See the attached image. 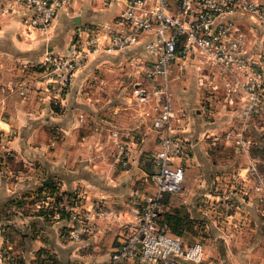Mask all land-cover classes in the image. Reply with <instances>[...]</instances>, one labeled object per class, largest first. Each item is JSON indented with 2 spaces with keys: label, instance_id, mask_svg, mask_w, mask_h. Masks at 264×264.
Returning <instances> with one entry per match:
<instances>
[{
  "label": "crops",
  "instance_id": "obj_1",
  "mask_svg": "<svg viewBox=\"0 0 264 264\" xmlns=\"http://www.w3.org/2000/svg\"><path fill=\"white\" fill-rule=\"evenodd\" d=\"M2 4L0 0V10ZM119 8L117 2L73 0L58 11L45 33L29 30L16 17L0 11V129L9 133L1 146L12 148L15 157L34 164L27 177H49L61 191L80 192L84 208L91 213L97 202L119 213L116 217H91L90 230L78 238L70 235L74 223L64 214L47 223L40 215L30 216L33 218L25 225L28 229L37 226L43 234L12 236L10 253L17 258L22 255L24 264H34L33 250L41 246L48 247L47 256L60 260L59 264L106 260L119 244L124 233L121 225L132 217L139 195L155 189L144 164L147 153L159 148L160 135L151 120L142 121L147 119L146 112H155L160 104L153 93L140 101L133 92L136 86H152L144 74L152 56L142 43L90 53L58 99L45 92L35 65L47 51L66 53L75 28L111 23ZM245 17L238 16L240 23ZM251 49L255 53V46ZM250 67L255 69L253 64L240 72L243 81H247ZM225 77L217 68L194 58H177L172 65L169 92L173 116L168 131L184 137L190 150L175 159L184 168L182 188L166 194L171 201H166L164 208L186 206L187 240L201 242L204 249V259L198 264H264V202L249 169L255 158L239 162L209 151L212 145L230 144L226 138L232 137V132L220 136L234 114H239L240 99L246 94L242 89L234 92L230 102L223 88ZM210 79L218 89L211 88ZM20 83L25 94L17 91ZM49 100L58 102L59 109ZM49 129H57L58 138L51 133L46 138L35 135ZM185 230L176 233L183 242Z\"/></svg>",
  "mask_w": 264,
  "mask_h": 264
},
{
  "label": "built area",
  "instance_id": "obj_2",
  "mask_svg": "<svg viewBox=\"0 0 264 264\" xmlns=\"http://www.w3.org/2000/svg\"><path fill=\"white\" fill-rule=\"evenodd\" d=\"M72 1L3 0L0 11L16 17L29 30L45 33L58 11L68 7ZM100 1L120 4L112 22L83 24L71 35L66 53L47 51L36 69L44 90L51 99H58L67 90L75 70L85 63L90 53L101 48L119 49L142 43L144 50L152 56L144 68L145 77L152 86H136L133 92L140 101H146L152 93L156 95L160 105L151 114V124L161 134L153 159L155 169L150 175L155 184L154 191L139 195L132 206V217L121 225L124 233L120 242L109 257L90 264H198L204 259L202 243L185 244L180 236L170 232L159 221L163 194L176 193L182 188L184 168L175 159L185 157L190 150V143L184 137L168 131L173 116L169 92L172 65L177 58L183 61L194 58L226 75L222 83L230 100L231 94L241 89L254 100L255 70L250 67L247 81L240 78V72L255 65V58L246 55V30L238 16L264 22V0ZM207 82L216 90L217 83L212 79ZM17 91L25 94L26 88L20 83ZM253 103L246 104L242 114L252 112ZM236 142L240 140L236 139ZM249 169L255 176L254 161H250ZM254 188L261 190L262 183L259 181ZM83 205L80 192L60 190L55 216L64 214L74 223L70 232L73 238L90 230L88 221L91 217L119 216L100 202L95 204L92 213Z\"/></svg>",
  "mask_w": 264,
  "mask_h": 264
},
{
  "label": "rangeland",
  "instance_id": "obj_3",
  "mask_svg": "<svg viewBox=\"0 0 264 264\" xmlns=\"http://www.w3.org/2000/svg\"><path fill=\"white\" fill-rule=\"evenodd\" d=\"M241 23L247 35L246 55L249 58L251 56L255 58V99L251 100L247 94H245V97H241L239 114H234L229 127L220 136L222 138L225 132H232L231 134L233 136L226 138L230 144L223 145L222 147H217V144L212 145L209 151L213 155L217 154L225 158H235L239 162H244L248 158H255V184L259 183V181L262 183V189L260 191L262 202H264V22L258 21L256 18L254 22L246 16ZM76 31L77 28L74 29L71 35ZM252 46H255V53L251 49ZM35 65L37 68L38 64ZM227 99L230 101L229 98ZM49 101L52 107L56 110L59 109L58 102L55 103L53 100ZM251 101L254 102L253 111L249 114H242L244 106ZM132 105L137 106L135 102H132ZM145 114L144 117L147 119L142 122H150L152 113ZM206 117L209 118L212 116L207 115ZM136 118H138L137 115ZM154 129L157 135L161 134V131L156 128ZM56 130H44L36 132L35 135L39 138H46L51 133L52 136L58 138L59 132ZM8 136L9 133L5 134L0 129V264H24L25 260L22 255L17 258V256L10 253L11 248H13L12 236L18 234H21V236L29 235L30 237H34L37 234L42 235L43 233L37 230V226L33 225L34 229H28L25 223L33 218L30 216L34 214L40 215L45 223H47L46 221H50V218L56 215L55 209H57L61 189L55 183V179L45 176H42L43 179H40L41 176L39 175L27 177L30 173L29 170H32L30 166L34 167V164L26 163L18 157H15V154H12V148L1 146ZM236 139L240 140V142H236ZM154 154L155 152L147 153L144 164L147 167L149 182H151L149 175L155 169L153 165ZM25 171L28 172L25 173ZM46 182L50 183V186H45ZM70 192L73 191L70 190ZM166 196H164L163 203L171 201ZM50 209L53 212L50 213ZM168 212H177L184 219L186 223L184 224L187 227L183 231V240L185 244H191L192 242L187 240L189 220L186 206L180 204L179 206L171 205L169 209L164 208L162 211L163 218L168 216ZM22 223L24 224L22 225ZM22 246L26 247L23 243ZM33 251L35 252L34 264H59L60 260L53 261L47 256L50 251L48 247L41 246L35 248Z\"/></svg>",
  "mask_w": 264,
  "mask_h": 264
},
{
  "label": "trees",
  "instance_id": "obj_4",
  "mask_svg": "<svg viewBox=\"0 0 264 264\" xmlns=\"http://www.w3.org/2000/svg\"><path fill=\"white\" fill-rule=\"evenodd\" d=\"M45 186H50V183L46 182ZM166 194H168V193L163 194V196ZM163 196L161 197V202H162L163 208H164V203H163L164 197ZM49 211H50V213L53 212L51 209ZM162 211L159 214V221L161 224L165 225L166 228L170 232H175V234H176V233H179L182 230L186 229L187 225H185L186 223H185L184 219L180 216L179 213H177V212H170L169 213L168 212V214H167L168 216H166V218H163ZM172 211H174V210H172ZM160 217H162V218L160 219Z\"/></svg>",
  "mask_w": 264,
  "mask_h": 264
}]
</instances>
